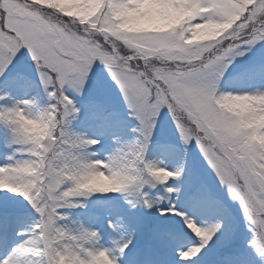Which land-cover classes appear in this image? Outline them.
<instances>
[{
  "label": "clouds",
  "instance_id": "obj_1",
  "mask_svg": "<svg viewBox=\"0 0 264 264\" xmlns=\"http://www.w3.org/2000/svg\"><path fill=\"white\" fill-rule=\"evenodd\" d=\"M18 3L15 22L38 42L42 52L71 40L109 57L111 68L135 81L150 104L160 100L162 87L168 89L163 106H170L171 122L183 143L195 141L199 149L202 143L210 144L233 162L244 191L251 190L246 215L244 204L233 198L230 187L200 150L220 184L239 202L250 233L247 247L258 264H264V84L247 89L224 86L234 61L264 43V0ZM4 4L5 0H0V18L7 12ZM21 48H29L34 65L43 63L31 55L23 34L0 32V77L11 67L9 57ZM48 72L57 87L51 91L43 88L45 103L28 91L16 95L10 88H0V126L8 149L0 163V194L4 199L22 197L39 213L27 227L15 230L17 239L0 252L4 256L0 264H125L126 250L133 241L121 220H108L112 235L106 240L101 227L63 210L87 208L91 197L107 193L124 194L133 207L149 200L162 202L167 195L153 197L150 190L164 185L166 194L178 193L180 189L168 182L180 180L184 168L172 167L164 156L149 155L156 129L143 145V156L127 151L137 138L123 140L119 136L112 138V150L102 153L96 146L103 137L73 128L81 113L76 101L72 105L69 100L71 118L66 115L68 105L50 102L57 92L65 99L70 91L82 95L85 86L77 90L71 84L80 73L69 74L61 86L60 74L54 69ZM107 72L111 77V71ZM21 77L26 79L23 73L11 79ZM260 78L264 80V73ZM180 125L192 137L187 143ZM53 198L55 211L49 218L48 205ZM41 208L44 212H39ZM213 224L222 226V221L205 226L197 218H184V225L200 243L179 249L181 260L199 256L205 242L215 235L210 230Z\"/></svg>",
  "mask_w": 264,
  "mask_h": 264
},
{
  "label": "rangeland",
  "instance_id": "obj_2",
  "mask_svg": "<svg viewBox=\"0 0 264 264\" xmlns=\"http://www.w3.org/2000/svg\"><path fill=\"white\" fill-rule=\"evenodd\" d=\"M243 72H249L251 76L247 77ZM17 73H23L30 83L23 86L14 83L11 77ZM261 73H264V43L256 45L251 52L234 61L226 74L224 86L247 89L264 84V80L260 78ZM6 76L9 77L0 82V88H10L16 95L28 91L30 95H38L41 103L46 102L43 86L39 84L30 54L17 62ZM69 94L82 106L74 129L86 131L91 136L103 137L101 144L96 146L102 153L112 150L114 136L123 140L136 138L137 134L133 129L138 121L131 114L120 89L103 64L97 62L82 95L72 91ZM107 110L110 112L106 113ZM1 130L0 126V149L7 152L8 149L4 146L5 134ZM149 155L164 156L170 161L171 156H176L181 160L182 165L178 167L184 168L182 178L168 182L180 189L178 193L166 194L165 186L157 185L150 190L153 197L167 195L168 198L153 208L143 204L133 207L129 203L130 198L126 199L121 193L95 194L91 198L99 199L95 203L99 205L100 213L81 216L85 223L101 227L106 240L112 235L108 220L122 221L133 241L126 250L125 264H258L251 249L247 247L250 233L239 202L232 199L227 188L220 184L195 142L191 145L183 143L169 114L164 115L157 124ZM4 158L0 159V163L4 162ZM202 199L213 202L216 207H203ZM5 200L13 209V215L21 219L19 222H0V252L7 250L15 242L16 229L27 227L38 216L22 197ZM170 201L196 216L198 222L205 226L213 221H222L221 230L205 245L199 256L192 260H181L179 249L200 241L184 231L186 226L180 216L171 213L161 215L160 208L168 206ZM63 211L71 212L73 217H77L72 209ZM226 246H229V253L222 252Z\"/></svg>",
  "mask_w": 264,
  "mask_h": 264
},
{
  "label": "snow or ice",
  "instance_id": "obj_3",
  "mask_svg": "<svg viewBox=\"0 0 264 264\" xmlns=\"http://www.w3.org/2000/svg\"><path fill=\"white\" fill-rule=\"evenodd\" d=\"M4 7L7 9V12L3 18H0V32L7 34L8 30H14L15 32L23 34L25 36V39L29 41V47H31L32 49L31 55L35 57L36 61H43V63L38 66L34 65L33 60H31V63L34 66L36 74H38L39 84H41L44 89L51 91L53 87H57L54 80L49 79L48 69H54L60 74L59 85L61 86L65 84V81L68 79L69 74L73 72H79V77L71 81L72 86L79 90L81 86H86L90 75L93 74L95 66H97V62L103 64L104 66L108 65L107 71H111L112 80L115 81L116 85L120 89L131 114L138 121L137 126L133 129V131L137 134V142L129 145L127 151L134 152L143 156V145L147 143L149 137L153 134V130L156 129L159 120L162 119L164 115L169 114L170 106H163L167 103L165 97L167 96L168 89L162 87V95L160 100H158L155 104H150L147 100V94L139 87V85L135 81L129 79L122 72L111 68L113 61L109 57L105 56L97 50L86 48L71 40L60 41L49 51L42 52L39 48L38 42L33 37L28 35L26 29L21 28L15 22L16 14L20 10L18 0H5ZM28 55L29 48H21L14 57H9V59L12 60V64L11 67L7 69L5 76L17 62H19L23 58H26ZM14 83L23 86L30 82L27 79L21 77L15 80ZM67 97L68 99H65L64 97L59 95V92H57L50 97V102L58 103V106L68 105L69 112L66 113V115L71 118V115L73 114L71 110L72 105H75L76 102L73 99L72 95H70L69 93H67ZM69 100H72V105H69ZM180 132L183 135L185 143L192 139L188 131L182 125H180ZM69 134H72L71 130H69ZM200 150L207 157L208 162L211 163L213 168H215L216 173L219 174L221 180H223L225 184L230 187L233 198H238L240 202L244 204V211L247 215L249 213L248 200L251 195V190L249 189L248 192L244 191L242 176L233 162L230 161L226 156H221L220 154L216 153L210 144L202 143L200 145ZM121 151L123 152L125 150ZM54 188L55 185H52L51 189L54 190ZM141 204H143V202H141ZM160 204L161 202L159 201L149 200L147 204L143 205L148 208H153L154 206H159ZM201 205L205 208L216 207L213 202L208 201L207 199H202ZM48 207L50 211L47 213V215L49 218H51L55 211L54 198L53 201L49 203ZM39 212H44V209H39ZM160 212L161 215L164 216H167L170 213L175 215H177L178 213H183L184 216L178 215L182 218L183 223L185 217L196 219V216L177 207L172 201H170L168 206L161 207ZM37 214L39 215V213ZM20 219V217L13 215V209L7 204L6 200L2 198V196H0V222H19ZM221 228V225L213 224L210 230L215 232L216 235L221 230ZM184 231L187 232L190 237L195 239L193 234L186 227ZM21 238L23 239L24 237L22 236ZM212 239L210 241H212ZM210 241L205 242L206 245ZM3 259L4 256L0 255V260Z\"/></svg>",
  "mask_w": 264,
  "mask_h": 264
},
{
  "label": "bare ground",
  "instance_id": "obj_4",
  "mask_svg": "<svg viewBox=\"0 0 264 264\" xmlns=\"http://www.w3.org/2000/svg\"><path fill=\"white\" fill-rule=\"evenodd\" d=\"M170 159L172 161V163H171L172 166L178 167V166L182 165L181 160L179 158H177L176 156H171Z\"/></svg>",
  "mask_w": 264,
  "mask_h": 264
}]
</instances>
